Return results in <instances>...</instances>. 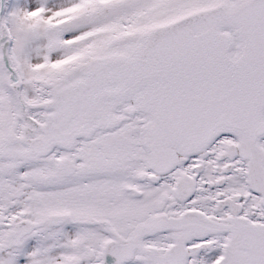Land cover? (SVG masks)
Instances as JSON below:
<instances>
[{"label":"snow or ice","instance_id":"1","mask_svg":"<svg viewBox=\"0 0 264 264\" xmlns=\"http://www.w3.org/2000/svg\"><path fill=\"white\" fill-rule=\"evenodd\" d=\"M0 264H264V0H0Z\"/></svg>","mask_w":264,"mask_h":264}]
</instances>
